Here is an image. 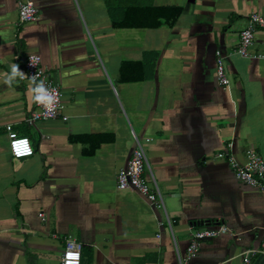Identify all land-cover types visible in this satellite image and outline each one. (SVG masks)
Wrapping results in <instances>:
<instances>
[{
  "label": "crops",
  "instance_id": "obj_1",
  "mask_svg": "<svg viewBox=\"0 0 264 264\" xmlns=\"http://www.w3.org/2000/svg\"><path fill=\"white\" fill-rule=\"evenodd\" d=\"M21 1L0 0V264H60L68 237L84 245L82 264H264V253H252L264 241V192L215 158L228 143L241 159L248 147L264 158V60L235 53L264 0H33L39 17L27 23ZM170 7L181 9L172 26L112 24L110 11L147 22L149 8ZM217 50L228 87L217 80ZM260 51L264 29L250 53ZM150 52L154 77L121 81L122 64L145 63ZM29 54L42 57L63 92L62 115L34 126L28 84L5 83ZM9 124L30 139L33 156L12 157ZM135 136L165 210L117 189ZM97 137L108 140L85 155ZM215 222L233 235L204 241L187 259L192 231Z\"/></svg>",
  "mask_w": 264,
  "mask_h": 264
},
{
  "label": "built area",
  "instance_id": "obj_2",
  "mask_svg": "<svg viewBox=\"0 0 264 264\" xmlns=\"http://www.w3.org/2000/svg\"><path fill=\"white\" fill-rule=\"evenodd\" d=\"M18 12L20 22L22 23L35 21L39 17V10L33 0L21 1L18 5ZM248 18V25L240 34V42L235 53L253 59L264 60L263 51L250 53L256 31L264 29V14L254 12ZM22 71L24 75L23 77L19 76V79L28 84L31 91L37 82L43 81L49 93L54 97L52 106L46 107L44 104L37 103L34 100L35 93L32 91L33 106L27 118L28 124L34 126L38 121L56 119L61 116L63 92L60 85L56 83L43 65L42 57L37 54L27 55ZM216 75L221 87L229 86L230 79L225 66V57L220 50L216 52ZM63 119L67 120L68 118L63 117ZM6 131L9 137L10 153L13 158L22 159L34 155L35 151L29 138L19 136L11 124L6 126ZM135 141L136 147L133 150L131 158L117 173V189L121 191L134 189L154 208L165 210L161 191L152 172L149 173L152 176L151 180L146 176V168H149V163L144 144L136 136ZM149 141L151 139L147 140V142ZM215 158L225 161L241 184L264 192V158L256 148L248 147L243 154V159H241L234 152V144L228 143L221 152L215 155ZM41 217L43 220L46 219L43 213ZM163 224L161 222V225ZM223 235H233V232L222 222H215L212 225L193 230L186 249L187 259H191L199 253L204 241ZM55 237L57 238V236ZM83 246L81 242L72 237L65 239L60 264H82ZM258 252L264 253V241L262 243V250L252 251L254 255ZM180 264H185L182 259H180ZM244 264H251V259H246Z\"/></svg>",
  "mask_w": 264,
  "mask_h": 264
},
{
  "label": "trees",
  "instance_id": "obj_3",
  "mask_svg": "<svg viewBox=\"0 0 264 264\" xmlns=\"http://www.w3.org/2000/svg\"><path fill=\"white\" fill-rule=\"evenodd\" d=\"M153 11L154 20L147 22H132L129 17V10L124 11L123 17L118 19L115 17L114 12H111L112 24L114 27H143L149 25L151 27H159L163 23L172 26L177 21L179 15L181 14L180 8H149ZM162 19L165 21L163 22ZM158 54L155 52H150L145 54V63L143 62H124L120 68V79L124 82H137L146 79H152L155 74V60L157 59ZM152 59L154 62L151 63L148 60ZM88 136H76L72 137V141H80L86 143ZM103 140H108L107 138L97 137L96 142L87 147L84 150L85 155H93L95 150L100 145ZM110 140V139H109Z\"/></svg>",
  "mask_w": 264,
  "mask_h": 264
},
{
  "label": "clouds",
  "instance_id": "obj_4",
  "mask_svg": "<svg viewBox=\"0 0 264 264\" xmlns=\"http://www.w3.org/2000/svg\"><path fill=\"white\" fill-rule=\"evenodd\" d=\"M24 73L20 70L17 64L11 65V72L7 76L5 83L11 85L15 77H23ZM32 91L35 93L34 100L37 103H42L46 107H51L54 101V97L49 93L48 88L45 86L43 81H39L32 88Z\"/></svg>",
  "mask_w": 264,
  "mask_h": 264
}]
</instances>
